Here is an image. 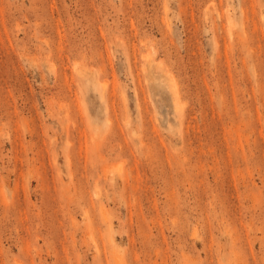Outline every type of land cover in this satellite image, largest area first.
I'll return each mask as SVG.
<instances>
[{
	"label": "rangeland",
	"instance_id": "1",
	"mask_svg": "<svg viewBox=\"0 0 264 264\" xmlns=\"http://www.w3.org/2000/svg\"><path fill=\"white\" fill-rule=\"evenodd\" d=\"M0 264H264V0H0Z\"/></svg>",
	"mask_w": 264,
	"mask_h": 264
}]
</instances>
